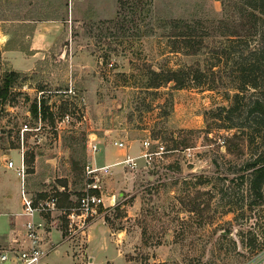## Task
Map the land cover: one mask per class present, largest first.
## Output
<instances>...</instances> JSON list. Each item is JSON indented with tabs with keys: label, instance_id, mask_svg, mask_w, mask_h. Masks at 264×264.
Returning a JSON list of instances; mask_svg holds the SVG:
<instances>
[{
	"label": "rangeland",
	"instance_id": "rangeland-1",
	"mask_svg": "<svg viewBox=\"0 0 264 264\" xmlns=\"http://www.w3.org/2000/svg\"><path fill=\"white\" fill-rule=\"evenodd\" d=\"M48 1L56 7L57 0ZM64 1L69 33L40 53L31 69L19 70L0 97V157L14 160L13 168L0 164V178H11L7 189L17 196L14 167L22 156L25 190L34 200L57 197L56 209L46 214L59 219L65 239L56 264L89 257L90 264H264V182L259 198L247 187L249 162L264 150V122L255 121L249 101L263 94L241 87L247 80L239 63L256 41L231 40L218 22L236 9L235 0H224L225 7L222 0H127L120 8L116 0H103L101 15L91 4L74 10L77 0ZM23 2L0 0L7 45L27 43L16 33L23 23L14 20L24 14ZM110 2L119 12L102 17ZM171 18L197 20L204 35L197 37L198 53L173 50ZM6 55L0 53V86L4 71L32 64L20 52ZM184 65L199 68L185 86L174 87L173 80L149 86V66L167 74ZM237 89L238 103L227 113L220 107ZM34 101L38 109L47 106L36 117ZM23 121L39 128L26 130L21 141ZM229 121L243 125L227 127ZM160 143L164 152L141 155ZM128 155L136 156L133 167L121 161ZM88 161L110 164L98 177L105 203L111 195L116 203L101 206L72 238L66 236V208L84 191ZM0 211L3 232L8 220Z\"/></svg>",
	"mask_w": 264,
	"mask_h": 264
},
{
	"label": "trees",
	"instance_id": "trees-1",
	"mask_svg": "<svg viewBox=\"0 0 264 264\" xmlns=\"http://www.w3.org/2000/svg\"><path fill=\"white\" fill-rule=\"evenodd\" d=\"M223 6H226L222 0ZM236 9L232 13L218 19L219 24L226 26L228 32L222 33L229 39L233 38H254L256 41L254 47L247 45L246 55L243 57L240 65V71L244 74L247 81L246 85L243 83L242 88H253L255 93H262L256 95L249 101L250 111L255 114V121L259 124L264 122V0H235ZM120 7L127 5V0H117ZM119 10L117 9L116 13ZM102 22H112V18L101 20ZM195 20H188L183 18H171L166 21L168 27L171 29V35L174 36L172 48L175 51H181L184 54H195L201 46L202 36L198 31L199 26ZM200 34V35H199ZM248 41L246 40V44ZM149 68V75L151 83L149 86H158L163 82L173 80L174 87H183L193 78L197 77L199 68L191 65L178 66L170 69L167 74L163 71L157 70L151 66ZM20 74L19 70L8 69L3 72L2 83L0 86V97H5L9 86L14 79ZM245 86V87H244ZM242 89H237L233 94V100L228 106H221L227 113H230L238 103V97ZM41 109H38V104L34 101L31 104L30 111L36 117L38 112H45L46 105L42 104ZM230 118V117H228ZM242 123L236 124L229 121L227 127L241 126ZM250 175L247 177V187L252 193L253 197L259 198L262 195L261 187L264 182V150L259 152L250 162ZM248 165V166H249ZM258 202V201H257ZM147 264H160V263H147Z\"/></svg>",
	"mask_w": 264,
	"mask_h": 264
},
{
	"label": "built area",
	"instance_id": "built-area-1",
	"mask_svg": "<svg viewBox=\"0 0 264 264\" xmlns=\"http://www.w3.org/2000/svg\"><path fill=\"white\" fill-rule=\"evenodd\" d=\"M40 114V112H38ZM38 116V115H37ZM40 118V117H39ZM68 119V114H64L62 120ZM34 128V129H33ZM30 127L26 121L20 125V138L23 141V135L26 130H36L39 126ZM115 144L123 146L122 141L115 140ZM150 140L145 138L142 140V146L147 149ZM92 151L97 148L96 142L89 144ZM165 151V146L160 143L156 145L154 151L145 150L142 156H150ZM121 161L126 162L133 167L136 164V156L128 155ZM8 166H13V160L7 161ZM110 164L95 165L91 161L85 164L86 186L80 197L73 205L66 208V218L68 220L66 236L74 238L75 232H83L86 223L98 216L101 206H113L116 203L114 195L108 198L105 203L101 193V185L99 183L98 174L106 172ZM16 172L21 176V199L22 208L20 214L26 215L28 218L24 222V233L18 237L14 235L11 238V246L0 247V263L11 258L16 260V264H53L49 259V253L55 249L54 245H45V236L48 234L49 222H47L45 214L56 209L57 197L49 195L46 199L34 200V197L25 190L24 186V162L21 156L20 163L15 167ZM38 215V219L35 218ZM264 256V251L260 253ZM91 261L86 260L82 264H90Z\"/></svg>",
	"mask_w": 264,
	"mask_h": 264
},
{
	"label": "crops",
	"instance_id": "crops-1",
	"mask_svg": "<svg viewBox=\"0 0 264 264\" xmlns=\"http://www.w3.org/2000/svg\"><path fill=\"white\" fill-rule=\"evenodd\" d=\"M103 0H77V4L72 8L75 10V7L78 4L86 7L88 4L92 5V10L96 13L98 12L101 15L103 7ZM117 2V0H116ZM51 1L48 0H24V2L20 5V8L23 9L24 14L20 12V15L15 18L16 22H22V28H20L16 33L19 35H24L26 37L27 43L23 46H15V45H7L6 34L0 33V53L1 55L7 57L6 54L8 52H20L26 57L32 58V64L25 69H16V70H29L34 66L35 60L39 58L40 53L47 51L51 48L53 43L57 41L62 36H66L69 33L70 26H68V1L57 0L56 7H53ZM111 9L109 10V14H103L102 17H112V10L116 13L115 3L110 2ZM80 7V8H81ZM17 8V7H15ZM71 8V9H72ZM86 10V9H85ZM84 10V11H85ZM88 10H86L87 12ZM54 14V15H53ZM99 15V16H100ZM19 24V23H17ZM6 44V45H5ZM11 67H13L10 64ZM14 68V67H13ZM15 69V68H14ZM20 162V161H19ZM14 163V160H13ZM0 164L5 166L6 168H13V166H8L7 161L4 157H0ZM15 169V167H14ZM17 176H19V188L18 195L12 198L9 194V190L7 187H10L12 182L9 177L8 180L0 178V208L2 209V213L7 216L8 220V229L5 231H0V247H8L11 246V238L14 235L18 237L22 236L24 233V222L26 215L20 214L22 208V199H21V176L16 172ZM25 183V174H24V186ZM29 192V191H28ZM31 193V192H29ZM1 212V211H0ZM47 222H49L48 234L45 236V245H54L55 249L51 250L49 253V259L53 264H56V258L59 257L60 251L58 249V245H61L64 242L62 239V226L58 225V218H49L48 215L45 214ZM35 218H39L38 215H35ZM57 222V224L54 223ZM61 228V229H60ZM70 247V244H68ZM67 251V250H64ZM66 253V252H63ZM81 254V253H80ZM74 255V252L72 253ZM89 261L92 259L89 257ZM16 264V260L11 258L7 261H3L0 264Z\"/></svg>",
	"mask_w": 264,
	"mask_h": 264
}]
</instances>
